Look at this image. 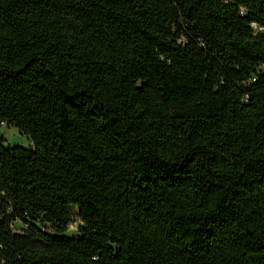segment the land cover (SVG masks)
Here are the masks:
<instances>
[{
  "label": "trees",
  "instance_id": "trees-1",
  "mask_svg": "<svg viewBox=\"0 0 264 264\" xmlns=\"http://www.w3.org/2000/svg\"><path fill=\"white\" fill-rule=\"evenodd\" d=\"M0 198V264H264V0H0Z\"/></svg>",
  "mask_w": 264,
  "mask_h": 264
},
{
  "label": "built area",
  "instance_id": "built-area-1",
  "mask_svg": "<svg viewBox=\"0 0 264 264\" xmlns=\"http://www.w3.org/2000/svg\"><path fill=\"white\" fill-rule=\"evenodd\" d=\"M5 126H7V125H5ZM8 127H10V126H8ZM4 136H5V134H4ZM2 205L4 206L5 212H0V220H3L6 217L7 213L11 214L13 212V208H12L10 202L7 200L5 201L3 198H0V206H2ZM9 228H10V231L12 233L24 234L25 230L28 228V225L26 223H24L20 217L16 216L14 219L9 221ZM2 248H3V245L0 243V249H2Z\"/></svg>",
  "mask_w": 264,
  "mask_h": 264
},
{
  "label": "rangeland",
  "instance_id": "rangeland-1",
  "mask_svg": "<svg viewBox=\"0 0 264 264\" xmlns=\"http://www.w3.org/2000/svg\"><path fill=\"white\" fill-rule=\"evenodd\" d=\"M2 131L7 138L8 144H10V145L18 144V145H21L24 147L29 146V142H28L27 138L22 136L17 128L4 126L2 128ZM69 234L71 236L77 235V226L71 227L69 230Z\"/></svg>",
  "mask_w": 264,
  "mask_h": 264
}]
</instances>
